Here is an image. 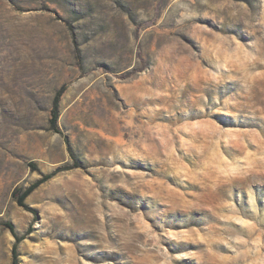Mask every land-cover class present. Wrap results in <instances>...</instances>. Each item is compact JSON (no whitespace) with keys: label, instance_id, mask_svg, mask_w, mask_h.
Instances as JSON below:
<instances>
[{"label":"rangeland","instance_id":"1","mask_svg":"<svg viewBox=\"0 0 264 264\" xmlns=\"http://www.w3.org/2000/svg\"><path fill=\"white\" fill-rule=\"evenodd\" d=\"M5 220L18 264H264V0H0Z\"/></svg>","mask_w":264,"mask_h":264},{"label":"trees","instance_id":"2","mask_svg":"<svg viewBox=\"0 0 264 264\" xmlns=\"http://www.w3.org/2000/svg\"><path fill=\"white\" fill-rule=\"evenodd\" d=\"M66 87H67V84L62 83L54 93V96L52 99V106H51V110H50L49 126H50L51 130H53L54 132H57L63 136V138L67 144V148L69 150H71L69 138L67 137V135H65L63 133V131L60 129V127L58 125V118H59V113H60V109H59L60 108V99H61V96H62L63 92L65 91ZM32 166H33V168H36L34 164H32ZM64 168H68V167H64ZM62 169L63 168H61V167H57L50 172L42 173L39 178H37L35 181L31 182L30 184H28L24 188L19 187V186L15 187L12 191V195L15 198L17 204L19 206H21L22 208H24V209L32 212L33 214H35V210L26 203V197L34 189H36L39 185H41L42 183L51 179L54 175H56ZM0 225L7 228L10 231V233L12 234V236L14 237V242H13L12 247H11V264H18V245H19L20 241L22 239H24L25 235L24 234L19 235L15 231L14 224L9 220L0 221Z\"/></svg>","mask_w":264,"mask_h":264}]
</instances>
